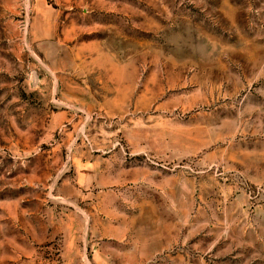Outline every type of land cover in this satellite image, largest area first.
<instances>
[{"label":"rangeland","instance_id":"1","mask_svg":"<svg viewBox=\"0 0 264 264\" xmlns=\"http://www.w3.org/2000/svg\"><path fill=\"white\" fill-rule=\"evenodd\" d=\"M0 264H264V0H0Z\"/></svg>","mask_w":264,"mask_h":264}]
</instances>
